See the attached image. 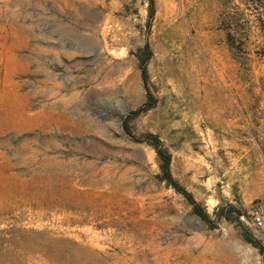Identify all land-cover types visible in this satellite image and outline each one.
Returning <instances> with one entry per match:
<instances>
[{"label": "rangeland", "instance_id": "1", "mask_svg": "<svg viewBox=\"0 0 264 264\" xmlns=\"http://www.w3.org/2000/svg\"><path fill=\"white\" fill-rule=\"evenodd\" d=\"M263 3L0 0V264H264Z\"/></svg>", "mask_w": 264, "mask_h": 264}, {"label": "built area", "instance_id": "2", "mask_svg": "<svg viewBox=\"0 0 264 264\" xmlns=\"http://www.w3.org/2000/svg\"><path fill=\"white\" fill-rule=\"evenodd\" d=\"M252 223L255 228H260L263 224L257 212H255L252 216Z\"/></svg>", "mask_w": 264, "mask_h": 264}, {"label": "trees", "instance_id": "3", "mask_svg": "<svg viewBox=\"0 0 264 264\" xmlns=\"http://www.w3.org/2000/svg\"><path fill=\"white\" fill-rule=\"evenodd\" d=\"M263 5H264V3H263ZM143 63V62H142ZM141 77H142V79L143 80H145V69L144 68H142V71H141ZM167 162V161H166ZM165 179H167L168 181H171L170 180V176H169V174H168V170L165 168ZM198 212V211H197ZM199 213V212H198ZM199 215H200V213H199ZM203 217H205V215H202Z\"/></svg>", "mask_w": 264, "mask_h": 264}]
</instances>
